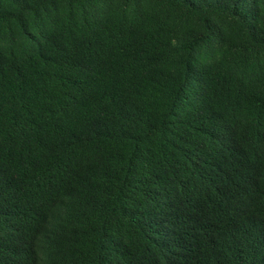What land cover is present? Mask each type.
<instances>
[{"label": "trees", "instance_id": "obj_1", "mask_svg": "<svg viewBox=\"0 0 264 264\" xmlns=\"http://www.w3.org/2000/svg\"><path fill=\"white\" fill-rule=\"evenodd\" d=\"M0 264H264V0H0Z\"/></svg>", "mask_w": 264, "mask_h": 264}]
</instances>
